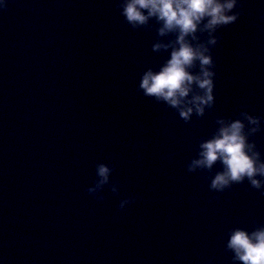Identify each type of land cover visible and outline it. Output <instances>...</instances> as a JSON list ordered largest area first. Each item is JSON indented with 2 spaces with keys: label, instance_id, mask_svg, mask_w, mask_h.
Segmentation results:
<instances>
[{
  "label": "water",
  "instance_id": "water-1",
  "mask_svg": "<svg viewBox=\"0 0 264 264\" xmlns=\"http://www.w3.org/2000/svg\"><path fill=\"white\" fill-rule=\"evenodd\" d=\"M118 0H56L73 108L91 186L95 166L114 171L97 192L100 221L113 264H233L229 229L264 225V189L247 179L210 190L222 166L189 172L218 118L246 110L264 118V2L241 0V15L214 34L215 103L184 121L176 109L138 89L141 74L158 70L171 48L153 51L159 24L133 29ZM202 41L207 33H197ZM198 66L193 71H198ZM244 106L243 108L241 106ZM264 159V119L250 137ZM259 178V177H258ZM264 179V178H261ZM132 197L124 209L120 200ZM240 264V262H236Z\"/></svg>",
  "mask_w": 264,
  "mask_h": 264
},
{
  "label": "clouds",
  "instance_id": "clouds-1",
  "mask_svg": "<svg viewBox=\"0 0 264 264\" xmlns=\"http://www.w3.org/2000/svg\"><path fill=\"white\" fill-rule=\"evenodd\" d=\"M7 7L8 0H0V11ZM117 7L133 29L147 26L154 19L160 25L158 37L175 34V40L170 43L157 39L152 44L156 52L171 48L170 55L158 70L149 67L141 74L138 89L144 96L176 109L186 122L194 113L203 116L215 103L216 65L211 49L218 37L214 34L238 20L241 0H118ZM205 32L207 40L202 41L197 33ZM197 66L199 70L193 71ZM262 119L246 110L236 118H218L219 127L210 138L201 141L198 156L188 165V171L211 170L219 162L222 170L211 178L210 190L223 192L245 179L252 187L264 189V179H261L264 178V159L256 143L250 140L261 131ZM113 171L105 163L96 164L97 180L87 192L103 200L97 192L111 183L112 192L118 194L119 185L110 182ZM132 199L120 200L118 207L124 209ZM226 249L232 253L233 264H264V225L252 230L229 229Z\"/></svg>",
  "mask_w": 264,
  "mask_h": 264
}]
</instances>
